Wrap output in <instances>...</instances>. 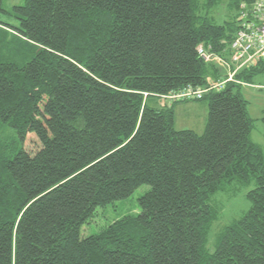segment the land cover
Returning <instances> with one entry per match:
<instances>
[{
  "label": "trees",
  "instance_id": "16d2710c",
  "mask_svg": "<svg viewBox=\"0 0 264 264\" xmlns=\"http://www.w3.org/2000/svg\"><path fill=\"white\" fill-rule=\"evenodd\" d=\"M242 1L220 23L215 0H24L0 20V264H264V149L243 84L165 98L222 76L197 47H229ZM261 74L264 59L236 78ZM191 100L208 104L201 133L175 128ZM142 184L139 212L81 236ZM239 184L250 205L210 248L214 197Z\"/></svg>",
  "mask_w": 264,
  "mask_h": 264
},
{
  "label": "rangeland",
  "instance_id": "374dc122",
  "mask_svg": "<svg viewBox=\"0 0 264 264\" xmlns=\"http://www.w3.org/2000/svg\"><path fill=\"white\" fill-rule=\"evenodd\" d=\"M204 1V0H201ZM231 0H215V5L211 9L210 14L218 23L230 18L236 13V9ZM24 0H1V6L6 11H0V20L8 23H15V18L11 14L14 5H20ZM11 33H6V40L10 43L14 41ZM2 55L6 59H12L13 50L9 47H4ZM242 96L246 100L247 112L253 121L251 131V139L257 142L264 149V123L261 117L264 116V74L256 76L252 83L243 85L240 88ZM160 98L154 97L150 100L151 104H159ZM208 114V104L206 100H191L179 102L175 107V128L177 129H192L197 133H201L205 127ZM252 185H236V188L229 193H217L214 201L220 204V213L218 219L213 223L208 247L212 248L216 233L226 224L241 215L250 205V202L245 197V194ZM149 189V185L142 184L123 199H117L105 206L97 207L93 216L84 223L81 227V236L99 231L108 222L120 218L128 213H137L140 208L137 198Z\"/></svg>",
  "mask_w": 264,
  "mask_h": 264
},
{
  "label": "built area",
  "instance_id": "2783aa9c",
  "mask_svg": "<svg viewBox=\"0 0 264 264\" xmlns=\"http://www.w3.org/2000/svg\"><path fill=\"white\" fill-rule=\"evenodd\" d=\"M236 20L237 28L227 49L215 53L202 44L197 47L198 54L204 61L213 63L223 70L222 76L215 81L212 80L206 87H186L165 98L199 99L207 90L221 89L226 82L247 85L236 78V73L264 59V0L240 2Z\"/></svg>",
  "mask_w": 264,
  "mask_h": 264
},
{
  "label": "crops",
  "instance_id": "0c3cea01",
  "mask_svg": "<svg viewBox=\"0 0 264 264\" xmlns=\"http://www.w3.org/2000/svg\"><path fill=\"white\" fill-rule=\"evenodd\" d=\"M178 104H179V103H178ZM178 104H177V105H178ZM175 107H176V106H175Z\"/></svg>",
  "mask_w": 264,
  "mask_h": 264
}]
</instances>
